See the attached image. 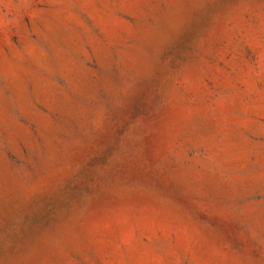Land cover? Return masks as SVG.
<instances>
[{
	"label": "rangeland",
	"instance_id": "obj_1",
	"mask_svg": "<svg viewBox=\"0 0 264 264\" xmlns=\"http://www.w3.org/2000/svg\"><path fill=\"white\" fill-rule=\"evenodd\" d=\"M0 264H264V0H0Z\"/></svg>",
	"mask_w": 264,
	"mask_h": 264
}]
</instances>
